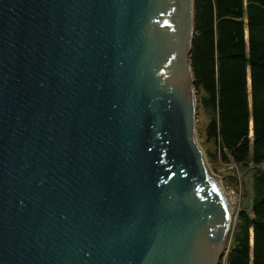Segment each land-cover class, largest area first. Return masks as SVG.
Segmentation results:
<instances>
[{
  "label": "water",
  "instance_id": "1",
  "mask_svg": "<svg viewBox=\"0 0 264 264\" xmlns=\"http://www.w3.org/2000/svg\"><path fill=\"white\" fill-rule=\"evenodd\" d=\"M194 4L0 0V264L223 263Z\"/></svg>",
  "mask_w": 264,
  "mask_h": 264
},
{
  "label": "trees",
  "instance_id": "2",
  "mask_svg": "<svg viewBox=\"0 0 264 264\" xmlns=\"http://www.w3.org/2000/svg\"><path fill=\"white\" fill-rule=\"evenodd\" d=\"M194 17L190 60L209 161L253 167L250 209L225 264H264V0H195Z\"/></svg>",
  "mask_w": 264,
  "mask_h": 264
},
{
  "label": "rangeland",
  "instance_id": "3",
  "mask_svg": "<svg viewBox=\"0 0 264 264\" xmlns=\"http://www.w3.org/2000/svg\"><path fill=\"white\" fill-rule=\"evenodd\" d=\"M209 119L205 111L202 109H198V119H197V140L199 145L201 146L202 150L205 153L207 158L209 167L211 171L220 178H225V181L222 182V185L226 191L227 196L229 192L233 189L236 184L234 180L235 174H242L241 181L239 180L237 183V196H238V203L233 206L232 213H233V223L231 232L227 239L226 243V251H225V258L222 264L226 263L230 250L234 244V235L235 231L239 224V216L242 210L250 209L251 203V193H252V166L249 168H242V166L223 162L222 160H215L212 163L209 161L208 150L214 151V145L206 141L205 131L208 126ZM264 168V167H263Z\"/></svg>",
  "mask_w": 264,
  "mask_h": 264
},
{
  "label": "built area",
  "instance_id": "4",
  "mask_svg": "<svg viewBox=\"0 0 264 264\" xmlns=\"http://www.w3.org/2000/svg\"><path fill=\"white\" fill-rule=\"evenodd\" d=\"M229 163H234L237 164L236 162H234L233 160L229 161ZM238 165V164H237ZM242 179V174H235L234 180L236 181L235 186L233 187V189L229 192L228 195V200L229 203L231 205V208H233V206H235L238 203V196H237V183H239L238 181H241Z\"/></svg>",
  "mask_w": 264,
  "mask_h": 264
}]
</instances>
